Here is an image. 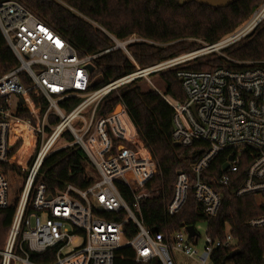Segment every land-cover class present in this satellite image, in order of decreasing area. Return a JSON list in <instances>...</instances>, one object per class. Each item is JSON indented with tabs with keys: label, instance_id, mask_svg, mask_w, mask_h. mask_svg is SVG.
<instances>
[{
	"label": "built area",
	"instance_id": "obj_1",
	"mask_svg": "<svg viewBox=\"0 0 264 264\" xmlns=\"http://www.w3.org/2000/svg\"><path fill=\"white\" fill-rule=\"evenodd\" d=\"M263 21L264 0L242 29L224 41L194 54L137 69L92 90L99 80L96 61L101 54L81 55L22 4L0 0V34L18 63L16 69L0 76V164L8 162L9 137H28L38 142L25 168V184L0 250V264H40L31 257L48 250H53V261L47 264H113L115 252L121 248L132 250L137 264L153 260L178 264L177 258L191 264H211L210 257L217 249L233 248L229 234L222 240L212 239L205 230L200 252L197 235L189 238L186 228L169 237L145 230L135 212L139 213L140 199L154 196L140 191L157 174L156 163L122 104L105 115H99L98 108L121 87L218 53L246 37ZM113 42L115 46L103 54L119 49L128 56L126 46L131 41ZM88 67L93 68L91 73ZM176 76L184 100L163 97L172 111L171 142L181 148L200 142L206 150L188 172H176L166 215H176L191 194L202 215L210 220L221 206L220 188L231 185L236 186L232 191L235 198H260L264 195V69L179 70ZM41 98L47 104L45 111L35 105ZM89 109L88 118H83ZM23 113L27 118L21 117ZM53 117L56 121L51 123ZM64 134L70 136L71 143ZM59 144L66 146L55 149ZM72 146L84 153L96 172L92 185L84 191L66 186L63 191L52 192L42 183L35 185L44 160ZM247 151L248 164L242 156ZM224 152H228L224 163L228 167L216 179V191L201 177ZM241 166H245L242 176ZM117 185L134 195L132 206L122 200ZM7 192L6 178L0 171V213L7 206ZM129 223L137 229L132 239L124 234ZM248 226L263 228L264 216L250 220Z\"/></svg>",
	"mask_w": 264,
	"mask_h": 264
},
{
	"label": "trees",
	"instance_id": "obj_2",
	"mask_svg": "<svg viewBox=\"0 0 264 264\" xmlns=\"http://www.w3.org/2000/svg\"><path fill=\"white\" fill-rule=\"evenodd\" d=\"M15 1L68 41L81 55L101 54L96 61L99 80L92 87V90H97L111 81L134 73L136 66L144 70L193 51L197 47L186 43L188 40H200L208 46L217 44L221 38L231 34L246 21L263 0H238L224 9H213L195 3L183 5L181 0ZM262 23L252 37L245 38L246 43L233 51L224 50L229 60L211 53L208 57L195 59L191 64L182 67L185 63L180 64L173 70L153 74L160 77L165 97L175 101L184 100L176 76L179 70L213 72L219 68L231 71L264 69V64L243 65L246 61H264V21ZM133 37L141 41L126 46L129 57L119 49L103 54L115 46L113 40L122 43ZM168 43L176 44L166 48L155 46ZM17 66L16 59L0 34V76ZM141 81L142 79H137L109 94L99 105L98 113L105 115L117 104H122L156 163L157 174L146 185L147 191L154 196L140 199L139 213L135 212L145 230L152 235L163 234L169 237L182 228H194L197 223L203 222L206 225V235L212 239L222 240L229 234L234 242L233 248L217 249L210 257L211 264H264V227L256 229L248 226L250 220L264 216V195L260 198H235L232 191L236 186L231 185L220 188L221 206L217 215L210 220L202 215L200 205L191 194H188L184 207L176 215H166L165 207L172 198L176 172H188L193 162L206 150V145L200 142L189 148L173 145L172 111L158 93L143 89ZM35 105L43 111L47 107L42 98L36 100ZM21 117L25 119L27 115L23 113ZM55 121L54 117L51 118V123ZM64 137L71 143L72 139L68 134H64ZM37 146L38 142L28 137L8 139V162L0 164V171L8 184L7 206L0 213V250L25 184V168ZM227 156L228 152L220 154L201 177L203 182L216 191L219 188L215 181L222 175L221 166ZM242 156L248 164V151L242 153ZM244 167L240 168V176ZM87 168L94 175L87 157L76 146L58 150L44 160L34 184L42 183L51 192L63 191L66 186L84 191L95 180ZM117 190L128 206L134 204V195L126 187L117 185ZM136 232L132 223L124 230L127 239H132ZM235 250L239 254L227 260L228 255ZM52 256L53 250H48L43 255L32 256L31 261L47 264L53 261ZM113 264L137 263L134 262L132 250L121 248L115 252ZM148 264L160 263L153 260Z\"/></svg>",
	"mask_w": 264,
	"mask_h": 264
},
{
	"label": "rangeland",
	"instance_id": "obj_3",
	"mask_svg": "<svg viewBox=\"0 0 264 264\" xmlns=\"http://www.w3.org/2000/svg\"><path fill=\"white\" fill-rule=\"evenodd\" d=\"M248 20V19H247ZM246 20V21H247ZM246 21H244L243 23H241L237 28H236V30L235 31H233L231 34H228V35H226L225 37H223V38H221L220 39V41L219 42H222V41H224L226 38H228V37H230V36H232V35H234L235 33H237L238 31H240L241 29H242V27L245 25V23H246ZM263 23H261V24H259L251 33H249L246 37H244L243 39H241L240 41H238V42H236V43H234V44H232V45H230V46H228V47H226V48H224V49H222L221 51H219L218 53H215V55L216 56H221V57H223V58H226L227 60H229L228 58V55H227V53L226 52H224V50H228L229 49V51H233V50H235L237 47H239L241 44H244V43H246V40L248 39V38H250V37H252L253 36V34L255 33V31H256V29L259 27V26H261ZM248 37V38H247ZM245 38H247V39H245ZM129 41H131L132 43H136V42H139V41H141L140 39H138V38H135V37H133V38H131V39H128ZM218 42V43H219ZM186 43H188V44H193L194 46H196L197 48H195L193 51H189V52H186L185 54H183V55H180V56H178V57H176L175 59H177V58H181V57H184V56H187V55H190V54H194L195 52H198V51H200V50H202V49H204V48H206L208 45H206L204 42H202V41H200V40H188ZM176 43H168V44H161V45H159V44H154L155 46H160V47H162V48H166V47H169V46H172V45H175ZM205 56H209L208 54L207 55H205ZM205 56H201V57H198V58H196V59H202V58H205ZM195 59H193V60H191V61H189V62H186L184 65H181V67L182 66H185L186 64H191V62H193ZM240 64H242V63H240ZM253 64H264V61H262V62H257V63H255L254 61H246V62H244L243 63V65H253ZM137 69H139L140 70V68H138L137 66H136V70ZM174 68H171V69H168V70H173ZM167 71V70H166ZM164 72V71H163ZM97 73V72H96ZM96 73L94 74L95 76H96ZM140 86L143 88V89H148V90H152V91H154V92H156V93H158L162 98L163 97H165V95L163 94V90H162V88H163V85H162V82H161V79H160V77L158 76V74L157 75H153V76H150L149 78H147V80H145V79H142V81L140 82ZM89 112H90V109L89 110H86L83 114H82V117L83 118H85V119H87L88 118V114H89ZM60 146L61 147H63V146H66V145H58L55 149H58V148H60ZM90 168H87V171L89 172V174H91V171L89 170ZM93 169V168H92ZM93 173H94V175L93 174H91L92 175V177L93 178H96V173H95V171H94V169H93ZM147 185V184H146ZM145 192H147V189H146V186H145V188L143 189V190H141L140 191V194H145ZM206 225H205V223H203V222H199V223H197L196 225H195V227H194V229H195V231H196V233H197V235L199 236V239H198V245H197V250L198 251H200L201 252V249H202V245H203V241H204V237H205V230H206ZM199 252V253H200ZM198 253V254H199Z\"/></svg>",
	"mask_w": 264,
	"mask_h": 264
},
{
	"label": "water",
	"instance_id": "obj_4",
	"mask_svg": "<svg viewBox=\"0 0 264 264\" xmlns=\"http://www.w3.org/2000/svg\"><path fill=\"white\" fill-rule=\"evenodd\" d=\"M237 1L238 0H181L183 5H188V4H191V3H195V4H198L200 6L210 7V8H213V9H224V8H227V7L231 6V5H233ZM88 70L91 73L93 71V68L92 67H88ZM228 161H230V158L228 159ZM227 167H228V164L227 163L224 164L221 167L222 172H225ZM186 232H187L189 238H193L196 235L193 227L186 228ZM238 254H239L238 250L232 251L228 255L227 260L233 259Z\"/></svg>",
	"mask_w": 264,
	"mask_h": 264
},
{
	"label": "crops",
	"instance_id": "obj_5",
	"mask_svg": "<svg viewBox=\"0 0 264 264\" xmlns=\"http://www.w3.org/2000/svg\"><path fill=\"white\" fill-rule=\"evenodd\" d=\"M195 231V230H194ZM195 234L197 235V233H196V231H195ZM195 235V236H196ZM199 239V236L197 235V240ZM177 260H178V264H191V262L190 261H184L182 258H177Z\"/></svg>",
	"mask_w": 264,
	"mask_h": 264
}]
</instances>
